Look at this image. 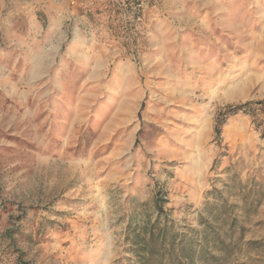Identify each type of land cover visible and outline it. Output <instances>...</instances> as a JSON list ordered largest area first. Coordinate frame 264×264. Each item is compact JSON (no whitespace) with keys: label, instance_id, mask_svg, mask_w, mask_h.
Wrapping results in <instances>:
<instances>
[{"label":"rangeland","instance_id":"374dc122","mask_svg":"<svg viewBox=\"0 0 264 264\" xmlns=\"http://www.w3.org/2000/svg\"><path fill=\"white\" fill-rule=\"evenodd\" d=\"M214 190L264 264V0H0V264H138Z\"/></svg>","mask_w":264,"mask_h":264},{"label":"trees","instance_id":"16d2710c","mask_svg":"<svg viewBox=\"0 0 264 264\" xmlns=\"http://www.w3.org/2000/svg\"><path fill=\"white\" fill-rule=\"evenodd\" d=\"M250 106L249 103L229 107L223 113L225 118L236 115ZM214 201L207 202L200 215V228L181 226L164 209L166 196L159 191L153 203L155 220L129 225L128 241L133 246L138 264H216L232 246L231 239L240 232L242 239L246 230L242 225L244 216L250 209L241 208L243 214L235 211L240 206L229 203L218 190L211 192ZM251 206V205H250ZM250 208V207H249Z\"/></svg>","mask_w":264,"mask_h":264}]
</instances>
